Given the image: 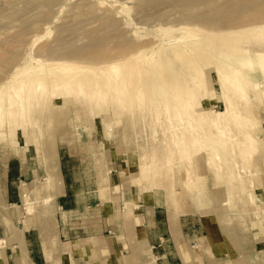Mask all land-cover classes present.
<instances>
[{
  "label": "rangeland",
  "instance_id": "1",
  "mask_svg": "<svg viewBox=\"0 0 264 264\" xmlns=\"http://www.w3.org/2000/svg\"><path fill=\"white\" fill-rule=\"evenodd\" d=\"M46 1L0 0V53L13 50L16 58L9 73L0 71V90L14 65L52 61L39 50L51 43L58 46L59 37L67 48L80 50L56 60L82 62L86 55L100 56L104 50L169 45L163 28H171L176 39L182 26L190 33L211 31L185 19L173 0ZM20 8L13 19L6 16ZM111 23L116 31L108 27ZM120 33L124 41L117 39ZM108 34L107 45L89 43L94 36ZM240 45L264 47V32L245 36ZM224 57L217 65L221 72L212 64L204 66L198 87L193 83L177 104L158 101L128 107L71 94L59 105L37 96L22 112L16 105L9 112L0 110V159L6 163L5 192L0 194V264H33L32 252L40 255L45 241L48 247H58L51 240L57 231V195L52 203L46 200L43 185L50 183L48 165L54 155L64 187L61 162L68 152L74 159L67 161L69 178L91 180L76 187L77 192L88 189L105 199L139 194L152 200L158 195L172 225L189 212L215 223L219 214L239 216L243 227L251 213L264 217V57L252 56L251 63L244 58L245 64L234 55ZM246 71L257 86H249ZM116 205L123 211L131 208L128 203ZM147 264H155L154 255L149 254Z\"/></svg>",
  "mask_w": 264,
  "mask_h": 264
},
{
  "label": "bare ground",
  "instance_id": "2",
  "mask_svg": "<svg viewBox=\"0 0 264 264\" xmlns=\"http://www.w3.org/2000/svg\"><path fill=\"white\" fill-rule=\"evenodd\" d=\"M173 1L175 8L182 11L185 19L209 26L211 31L201 33L195 30L194 33H190L186 27L182 26L180 27L182 33L180 31V37L176 39V35L170 33L171 28H163L170 41L169 45L157 44L158 46L151 47L149 50L146 46L135 48L126 45L128 47L122 48L120 51L104 50L100 56L86 55V60L82 62L56 60L58 59L57 56L65 58L71 51L80 50L74 46V49L67 48L64 45V39L59 37L58 46L54 47L51 43L52 46L48 45L39 50L41 55L45 53L52 61L43 62L44 60H42L37 66L17 67L18 65H14L6 86L0 90V110L9 112L10 106L16 105L18 110L22 112L23 109H27L28 101L37 96H42L44 101L50 97L59 105L71 94L77 98H85L90 102H110L128 107L136 105L142 108L146 104L153 106L158 101L165 104H177L183 94L192 91L194 85L195 89L198 87L196 84L203 79L204 66L212 64L211 68L220 73L221 69L217 68V65L225 60L224 56L234 55L243 64L247 61L251 63L253 60L249 59L252 56L264 57V47L247 46L244 48L240 45L245 36L264 32V0ZM50 2L47 0L45 4L48 5ZM200 5H205V7L201 9ZM21 9L9 12L6 16L13 19L22 11ZM3 19L6 20V18ZM114 22L116 23V21ZM112 26L111 23L108 27H111L112 32L116 31ZM110 36L109 34L92 36L93 38L89 43L100 47L101 44L108 43ZM121 37L120 33V37L117 39L124 41ZM5 50L7 52V49ZM12 51H8L6 55L0 53L1 72H5L10 66L12 58L16 60L14 56H11L14 55ZM16 55L18 56V54ZM47 58L45 60H48ZM244 58L248 60L246 61ZM8 69L7 73L10 72ZM246 77L249 86H257L248 71H246ZM193 83L194 85H192ZM219 94L217 92V95ZM37 102L40 103L41 101L38 99ZM169 118L170 125L174 126V117L170 116ZM30 132L33 136L34 129ZM49 146L52 148L53 145L50 143ZM48 166L51 168V173L48 175L47 182L50 183L44 184L43 189L46 191L45 199L51 200L52 203L55 196L62 191L63 182L57 169L58 159L54 155H52ZM5 169L6 163L0 159L1 195H4L5 192L4 181L2 180ZM25 201L28 202L29 198Z\"/></svg>",
  "mask_w": 264,
  "mask_h": 264
},
{
  "label": "crops",
  "instance_id": "3",
  "mask_svg": "<svg viewBox=\"0 0 264 264\" xmlns=\"http://www.w3.org/2000/svg\"><path fill=\"white\" fill-rule=\"evenodd\" d=\"M72 156L68 152L61 162L65 183L56 197L57 231L51 236L58 247L45 241L40 255L32 252L33 264H147L149 254L155 264H264L262 215L246 216L243 227L239 216L219 214L215 223L189 212L172 225L158 195L105 199L92 190L77 192L91 180L69 178ZM115 203L131 208L123 211Z\"/></svg>",
  "mask_w": 264,
  "mask_h": 264
}]
</instances>
